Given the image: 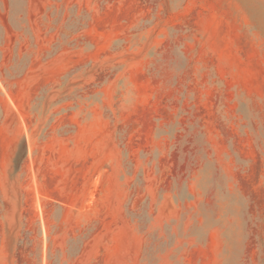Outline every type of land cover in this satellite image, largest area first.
<instances>
[{
  "label": "rangeland",
  "instance_id": "obj_1",
  "mask_svg": "<svg viewBox=\"0 0 264 264\" xmlns=\"http://www.w3.org/2000/svg\"><path fill=\"white\" fill-rule=\"evenodd\" d=\"M0 264H264V0H0Z\"/></svg>",
  "mask_w": 264,
  "mask_h": 264
}]
</instances>
